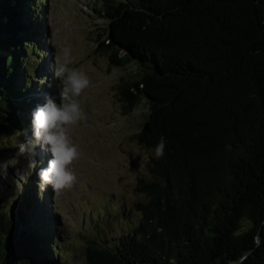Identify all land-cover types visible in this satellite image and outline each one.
Returning <instances> with one entry per match:
<instances>
[{"label":"trees","instance_id":"16d2710c","mask_svg":"<svg viewBox=\"0 0 264 264\" xmlns=\"http://www.w3.org/2000/svg\"><path fill=\"white\" fill-rule=\"evenodd\" d=\"M44 1L0 0V140L29 126L24 64ZM95 6L106 22L97 49L133 66L116 90L123 111L148 107L134 141L154 154L164 137L166 148L136 187L139 223L112 247L86 248L84 264H264V0ZM28 187L15 206L0 200V264H61L56 220Z\"/></svg>","mask_w":264,"mask_h":264},{"label":"rangeland","instance_id":"374dc122","mask_svg":"<svg viewBox=\"0 0 264 264\" xmlns=\"http://www.w3.org/2000/svg\"><path fill=\"white\" fill-rule=\"evenodd\" d=\"M98 1L38 2L37 11L42 15V20L37 21L39 46L24 64L33 67L30 75L33 73L35 78V100L39 92L58 96L60 81L56 72L63 65L78 69L91 81L79 98L86 119L72 126L69 132L81 153L70 166L77 177L75 184L68 190L57 191L49 185L42 191L36 182L39 167L45 164L38 151L36 159L40 164L36 170L29 169L23 158H18L19 163H9L6 175L0 169V200L4 204L15 206L19 201L16 196L24 188L28 189L29 184L31 189L38 186L33 196L38 194L39 200L34 202L56 220L61 264H84L86 248L112 247L120 236L139 223L140 214L135 205L146 202V198L136 187L140 180L149 179L147 164L154 155L134 141V134L148 113L145 101L141 100L125 113L116 92L118 85L134 74L133 66H110L97 49L106 25L95 12ZM33 88L27 89V100H32ZM37 104L30 103V114ZM27 114L26 129L21 127L0 140V164L16 158L19 143L33 138L32 116Z\"/></svg>","mask_w":264,"mask_h":264},{"label":"clouds","instance_id":"9594fccd","mask_svg":"<svg viewBox=\"0 0 264 264\" xmlns=\"http://www.w3.org/2000/svg\"><path fill=\"white\" fill-rule=\"evenodd\" d=\"M56 77L60 81L58 96H45L44 103L38 105L31 114L33 138L19 143L16 158L0 164L5 175L9 163H19L18 158H23L29 169L36 170L40 164L36 159L37 149L47 151L51 158L46 167H39L37 173L42 191L49 185L57 191L68 190L76 182L77 177L70 166L80 158L81 153L72 142L69 132L72 126L86 119L79 98L91 84L85 73L67 65L59 68ZM165 148L166 140L161 137L154 149L156 159L164 157ZM247 226L251 227L250 221ZM259 242L260 237L257 234L255 243L258 245Z\"/></svg>","mask_w":264,"mask_h":264},{"label":"bare ground","instance_id":"6f19581e","mask_svg":"<svg viewBox=\"0 0 264 264\" xmlns=\"http://www.w3.org/2000/svg\"><path fill=\"white\" fill-rule=\"evenodd\" d=\"M37 151H38V155L41 157L43 164H45L44 167H46L48 160L51 158L50 155H48L44 151H41L40 149H38Z\"/></svg>","mask_w":264,"mask_h":264},{"label":"water","instance_id":"95a60500","mask_svg":"<svg viewBox=\"0 0 264 264\" xmlns=\"http://www.w3.org/2000/svg\"><path fill=\"white\" fill-rule=\"evenodd\" d=\"M236 264H239V262H237Z\"/></svg>","mask_w":264,"mask_h":264}]
</instances>
